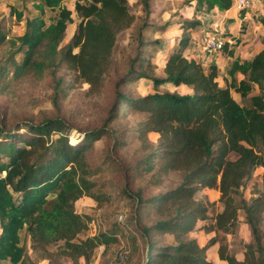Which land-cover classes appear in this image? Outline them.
Masks as SVG:
<instances>
[{
    "label": "trees",
    "instance_id": "trees-1",
    "mask_svg": "<svg viewBox=\"0 0 264 264\" xmlns=\"http://www.w3.org/2000/svg\"><path fill=\"white\" fill-rule=\"evenodd\" d=\"M64 1H33L39 15L25 22L17 49L4 66L0 64V90L9 75L8 65L12 80H18L52 64L47 61L73 22ZM149 1H135L143 14L136 16L128 0H73L77 27L58 53L90 93L101 91L114 68L118 37L134 31L133 55H128L125 71L114 83V105L104 126L83 132L75 143L68 140L73 127L63 117L21 127L7 126L0 118V264H24L22 231L50 259H86L96 248L117 242L112 231L78 239L87 231L89 218L76 212L75 203L88 197L100 204L110 194L104 184L98 185L95 175L100 170L89 161L93 143L103 136L111 140V153L141 143V156L133 165L106 162L119 172V182L110 191L131 202L130 221L144 250L139 264H213L206 257L213 245L225 264H264V17L258 19L262 49L249 60L235 57L226 42L231 39L236 45L238 39L221 34L226 40L219 51L228 62L220 84L214 61L186 54L199 44L195 34L212 32L201 20L178 22L180 38L167 50L157 75L153 60L164 46L148 35L168 25L157 24ZM231 5V0L195 1V8L205 15L227 11ZM45 10L56 12L48 25L41 18ZM17 17L21 19V14ZM5 37L0 30V46ZM18 53L20 63L13 58ZM142 80L151 83L154 92L133 96L130 87ZM162 86L184 87L188 93L162 91ZM123 118L135 122L116 130L114 124ZM150 134L157 135L155 143ZM257 169L259 188L253 184L246 199L244 188ZM210 189L219 193V211L197 199V193ZM239 215L251 237L241 261L227 242L238 229ZM198 232L212 234L203 246L191 236ZM130 241L136 252V239L130 236ZM49 246L55 250L48 252Z\"/></svg>",
    "mask_w": 264,
    "mask_h": 264
},
{
    "label": "rangeland",
    "instance_id": "rangeland-1",
    "mask_svg": "<svg viewBox=\"0 0 264 264\" xmlns=\"http://www.w3.org/2000/svg\"><path fill=\"white\" fill-rule=\"evenodd\" d=\"M34 0H0V30L6 34V41L0 46V64L4 66L6 59L11 56L18 47L17 38L25 31V22L37 17L39 14L34 9ZM136 0H128L130 11L136 16H143L139 10V6H135ZM196 0H150L152 12L156 13L155 20L159 25H168L161 32L149 33L151 39H158L163 42L164 49L161 48L156 53L154 62L156 63L159 75V69L162 68V61L167 56V50L175 46L178 42L181 31L178 29V22H188L191 20H201L208 22L207 25L211 31L212 26H217L218 32L215 34L221 36L223 33H230L231 36L241 38L240 44L235 46V51L239 54L246 42H242L241 27L234 23V19L217 17L215 12L205 15L195 7ZM63 6L72 12L71 24L66 27L65 34L57 47L52 63L39 74L27 73L18 80H12L11 66L8 65L9 75L6 83L0 90V118L4 120L7 126L24 125L26 122H40L44 118L63 117L71 124L73 129L69 133L68 140L78 142L82 138V133L97 130L104 126L105 118L110 114L114 105V83L119 79L124 71L128 55H133L134 44L132 42L134 31H127L118 37L116 48L113 53L114 68L110 76L105 79V85L100 92L90 93L87 84L76 80L75 75L71 72L64 62L60 61L58 51L66 46L73 34L75 33L78 20L73 10V0H65ZM257 12V11H256ZM263 13V12H262ZM17 14H21L18 19ZM56 12L45 10L41 18L48 25ZM211 15L213 18H211ZM258 15H264L258 13ZM257 15V16H258ZM210 20V22H209ZM212 21V22H211ZM252 38L258 39V32L255 28L252 30ZM133 29V28H132ZM205 33V32H204ZM203 33H201L202 35ZM132 39H131V37ZM198 38L199 33L194 35ZM221 38V37H220ZM226 40L225 38H222ZM228 44H231L228 39ZM232 48V46H231ZM151 49V48H150ZM153 50V49H152ZM234 50V48H233ZM188 57L194 59H206L214 61L218 66V80L222 84L221 76L225 68L226 57L219 49L208 53L201 49L200 45L191 47L186 53ZM16 63L21 61V53L13 56ZM130 90L133 96H144L152 94L154 89L151 83L140 81L135 86H131ZM160 90H168L170 92L177 91L180 94H186L188 91L184 87L174 89L173 87L162 86ZM236 100L238 96L232 93ZM121 122V121H120ZM114 124L116 130L128 128L134 124V118H123L122 123ZM19 132H22L20 129ZM149 140L153 143L157 140V135L150 134ZM141 143L138 141L132 143L126 150L119 153H111L112 146L110 138L100 137L93 143V148L89 152V161L92 167L98 169L95 175L98 179V185L104 184L106 192L110 193L106 201L97 204L88 197H82L75 203V210L78 214L89 218L88 229L80 234L78 239H84L93 236L98 232H109L115 235L117 242L106 248L100 246L93 250L86 259L79 258L72 261L69 258H53L50 259L43 254L38 248L33 247L25 232L20 233L21 245L25 249L24 264H139V259L144 255L141 240L136 235L134 227L131 224L130 216L132 215L131 202L127 198L119 197L114 190L117 182H119V172L108 165L106 162L113 160L115 164H132L141 156ZM111 163V162H110ZM113 164V163H112ZM134 164V163H133ZM132 164V165H133ZM261 169H257L254 178L248 182L244 188V196L246 199L250 197V189L253 184L259 188ZM95 177V178H96ZM219 193L217 190H205L197 193V199L205 200L212 203V210L219 211L220 204L217 202ZM239 226L236 233L227 236V242L230 252L241 261L243 259L244 245L251 241L248 227L243 224V216L239 215ZM264 230V225H263ZM130 236L136 239L137 250L133 252ZM199 246L207 243L212 234H204L202 232L194 233ZM48 252L55 250L54 246L47 247ZM217 245L208 248L206 257L213 264H225L220 261L217 256ZM130 254L129 259L126 256ZM4 264H10L4 262Z\"/></svg>",
    "mask_w": 264,
    "mask_h": 264
},
{
    "label": "crops",
    "instance_id": "crops-1",
    "mask_svg": "<svg viewBox=\"0 0 264 264\" xmlns=\"http://www.w3.org/2000/svg\"><path fill=\"white\" fill-rule=\"evenodd\" d=\"M257 11V12H256ZM263 12V13H262ZM217 14L220 15H216L217 17H222L221 19H224V17H228L231 19H234V23L238 24L239 27H241V32L243 33L241 36L243 38L242 42H246V44L242 47L241 52L238 54L235 51V46L239 45L240 39L234 36H231V34L228 32V34L230 35V37L236 38L238 39V43L236 45H233L234 41H232L231 39H228V41H230L231 44H229V48H234V55L235 57H238L240 60H249L250 58H252L254 55H256L261 49H262V45H261V35H262V26L260 24V22L258 21L259 18L264 17V15H258V13L264 14V0H259L257 3H255L250 9L246 10V11H238L235 7H233L231 5V7L224 12H215ZM258 15V16H257ZM211 18H213V16L211 15ZM210 22V20H209ZM209 23H207L208 25ZM206 25V26H207ZM252 27V30L255 28V30H257L258 32V39L256 41V38H252V31L250 30V28ZM204 33V32H202ZM201 36V32L199 33L198 36V41L199 38ZM204 59V58H202ZM206 60V59H204ZM206 61H212V60H206ZM228 62V58L226 57V62H225V66ZM224 72V71H223ZM235 98V96H234Z\"/></svg>",
    "mask_w": 264,
    "mask_h": 264
},
{
    "label": "built area",
    "instance_id": "built-area-1",
    "mask_svg": "<svg viewBox=\"0 0 264 264\" xmlns=\"http://www.w3.org/2000/svg\"><path fill=\"white\" fill-rule=\"evenodd\" d=\"M259 0H231V4L238 11H246L250 9L255 3ZM213 32H205L199 38V45L201 49L205 52L211 53L217 49H219L224 44V39L220 38L219 35H216L219 30L217 26H212ZM2 231L1 223H0V234Z\"/></svg>",
    "mask_w": 264,
    "mask_h": 264
}]
</instances>
